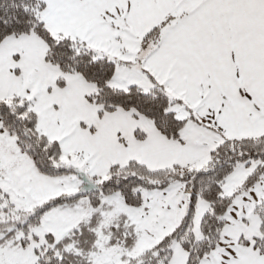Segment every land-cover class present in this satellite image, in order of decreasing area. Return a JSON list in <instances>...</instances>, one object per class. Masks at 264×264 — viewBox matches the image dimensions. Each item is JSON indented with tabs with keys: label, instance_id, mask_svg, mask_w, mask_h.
Masks as SVG:
<instances>
[{
	"label": "snow or ice",
	"instance_id": "6c2138e0",
	"mask_svg": "<svg viewBox=\"0 0 264 264\" xmlns=\"http://www.w3.org/2000/svg\"><path fill=\"white\" fill-rule=\"evenodd\" d=\"M0 264H264V0H0Z\"/></svg>",
	"mask_w": 264,
	"mask_h": 264
}]
</instances>
